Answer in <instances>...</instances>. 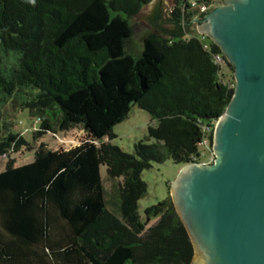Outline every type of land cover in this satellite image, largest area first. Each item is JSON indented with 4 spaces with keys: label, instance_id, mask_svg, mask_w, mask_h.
I'll return each instance as SVG.
<instances>
[{
    "label": "trees",
    "instance_id": "16d2710c",
    "mask_svg": "<svg viewBox=\"0 0 264 264\" xmlns=\"http://www.w3.org/2000/svg\"><path fill=\"white\" fill-rule=\"evenodd\" d=\"M149 1L0 0V109L25 94L18 107L38 118L36 134L74 127L86 134L68 148L39 144L30 161L9 159L0 170V264L189 263L192 246L169 182L167 195L138 214L141 172L152 161L199 160L197 146L210 145L231 96L232 65L191 28L203 13L186 0H174L167 14L157 4L153 29L132 49V18ZM9 51L15 62L6 67ZM132 104L154 124L130 153L110 139ZM9 124L0 112V155L28 148Z\"/></svg>",
    "mask_w": 264,
    "mask_h": 264
},
{
    "label": "water",
    "instance_id": "95a60500",
    "mask_svg": "<svg viewBox=\"0 0 264 264\" xmlns=\"http://www.w3.org/2000/svg\"><path fill=\"white\" fill-rule=\"evenodd\" d=\"M157 4L167 14L173 2L150 0L132 18V49L153 29ZM200 13L191 28L231 63L234 86L213 125L212 159L182 164L169 195L192 246L188 264H264V0H213Z\"/></svg>",
    "mask_w": 264,
    "mask_h": 264
},
{
    "label": "rangeland",
    "instance_id": "374dc122",
    "mask_svg": "<svg viewBox=\"0 0 264 264\" xmlns=\"http://www.w3.org/2000/svg\"><path fill=\"white\" fill-rule=\"evenodd\" d=\"M150 2V1H149ZM174 3V0H172ZM173 5V4H172ZM144 8V6H143ZM142 9V8H141ZM9 58L5 59L3 65L10 67L15 62L16 53L9 51ZM25 94L19 95L15 100L9 98L8 102L1 106L0 112L3 120L10 122L8 129L11 132H19L27 142L28 148L22 145L16 151H9L7 154L0 155V170L4 169L6 162L12 159L15 165H19L30 161L33 158L34 150L39 144H43L48 148L64 147L68 148L86 138V134L80 127L70 128L64 131L50 132L46 131L36 134L38 129V118L31 116L26 107H18V102ZM154 124L150 120L148 113L136 104H132L127 116L112 127L114 137L110 142L120 147L126 152L133 151V143L138 139H143L147 133V125ZM150 142L152 139L149 140ZM199 160L209 162L212 159L210 145L208 143H200L197 146ZM179 164L174 163L170 159L163 162H150V167L145 168L141 172V178L146 184V192L137 200V211L143 218V209L167 195L166 183L175 177ZM99 174L104 183L106 196L111 191V183L106 179V165H99ZM155 219H151L147 226L152 224Z\"/></svg>",
    "mask_w": 264,
    "mask_h": 264
},
{
    "label": "built area",
    "instance_id": "2783aa9c",
    "mask_svg": "<svg viewBox=\"0 0 264 264\" xmlns=\"http://www.w3.org/2000/svg\"><path fill=\"white\" fill-rule=\"evenodd\" d=\"M187 3H189V7L190 9H194L196 10L198 13H200L201 10L208 8L210 6V2L207 0H186ZM205 46V45H204ZM213 59L215 62L220 63L221 61V56L219 53H215L213 55ZM215 122V121H214ZM213 122V125H214ZM213 125H212V129H213ZM209 127H206V129H208ZM201 143L206 144L207 140H202Z\"/></svg>",
    "mask_w": 264,
    "mask_h": 264
},
{
    "label": "crops",
    "instance_id": "0c3cea01",
    "mask_svg": "<svg viewBox=\"0 0 264 264\" xmlns=\"http://www.w3.org/2000/svg\"><path fill=\"white\" fill-rule=\"evenodd\" d=\"M141 10V9H140Z\"/></svg>",
    "mask_w": 264,
    "mask_h": 264
}]
</instances>
